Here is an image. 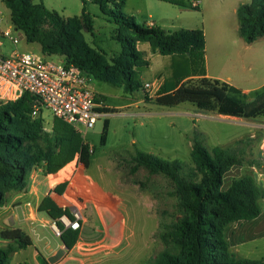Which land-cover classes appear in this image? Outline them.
Instances as JSON below:
<instances>
[{
	"label": "trees",
	"instance_id": "trees-1",
	"mask_svg": "<svg viewBox=\"0 0 264 264\" xmlns=\"http://www.w3.org/2000/svg\"><path fill=\"white\" fill-rule=\"evenodd\" d=\"M126 1L93 0L116 25L115 38L121 51L111 60L86 40L84 31L94 33V20L85 5L80 15L65 18L43 1L4 0V3L10 10L13 26L24 34L28 44H38L42 53L62 56L94 79L122 87L126 93L143 86L139 75L150 61L138 45L146 42L153 53L181 55L187 64L185 71L174 73L171 81H164L157 103L175 106L190 102L202 111L238 118L264 114V91L246 104L238 97V89L206 76V36L202 29L171 32L160 26L140 25L124 11ZM237 18L239 35L246 44L264 38V0L242 4L237 9ZM35 102L33 95L25 93L14 102L0 104V207L8 202V193L28 189L31 173L40 164L45 165L44 175L53 174L80 152L81 162L90 167V149L82 135L59 118H54L51 133L46 132L43 118L32 117ZM242 142L238 140L236 144ZM243 152L235 147L209 149L195 136L193 165L186 166L178 159L168 160L136 149L131 155V172L145 168L150 174L164 175L173 187L169 194L177 201L175 219L161 233L162 240L171 246L147 264H264V259H238L230 251L225 236L232 223L257 218L262 212L264 189L252 173L233 180L227 190L222 188L225 173L234 165H244ZM76 159L70 166L77 165ZM261 165L260 161L251 164ZM39 208L53 220L64 214L49 199H44ZM59 227L62 243L71 249L78 233ZM0 240L5 242L0 244V264H20L13 262L14 254L33 245L32 238L19 227L1 230Z\"/></svg>",
	"mask_w": 264,
	"mask_h": 264
},
{
	"label": "rangeland",
	"instance_id": "rangeland-1",
	"mask_svg": "<svg viewBox=\"0 0 264 264\" xmlns=\"http://www.w3.org/2000/svg\"><path fill=\"white\" fill-rule=\"evenodd\" d=\"M36 1H43L49 9L65 18L80 15L85 5L94 20V33L84 31L89 44L103 50L109 60L121 51L115 38L116 25L93 0H85V4L83 0ZM251 1L202 0L196 8L192 6L194 0H127L124 11L134 16L140 25L152 20L166 31L202 29L207 37L210 74L220 78L230 76L229 82L239 90L238 97L248 104L264 91V39L257 41L253 48H247L238 32L237 9ZM0 9L5 16L4 26H7L11 23L10 12L4 5H0ZM17 35L20 37L19 50L41 53L38 44H28L20 31ZM2 41L4 53L11 54L12 43L6 39ZM138 47L150 61L149 67L139 75L142 88L130 94L122 87L93 78L94 89L103 101L104 109L101 110L107 115L93 128L82 132L84 142L93 150L88 167L91 173L100 176L98 182L106 184L114 199L118 198L120 203L128 202L130 225L134 229L130 246L118 254L111 252V248L106 250L97 246L83 251L75 247L77 239L68 249L53 232V219L39 208L45 198L24 200L19 196L24 191H13L7 194L8 202L0 207V231L22 228L37 244L14 254V263L31 264L36 256L39 264H147L170 247L171 244L162 240L161 233L174 221L177 212L176 198L169 194L173 190L172 184L164 175L150 174L145 168L132 173L131 155L136 149L168 160L178 159L191 166L192 143L197 136L209 149H243L244 167L251 166L254 161L264 165V114L254 118H224L216 112L202 111L190 102L167 106L157 103L156 95L146 98V82L156 83L160 75L164 81H171L174 73L186 70L187 64L181 55L153 53L146 42ZM244 89L253 91L246 94ZM142 97L145 102L140 101ZM43 115L44 130L51 133L54 118L46 109ZM238 140L243 142L237 145ZM43 169L45 165L40 164L31 174ZM87 233L91 234L89 227L80 231V235ZM106 234V238L114 236L109 232ZM4 243L0 240V244ZM114 245L117 242L111 244Z\"/></svg>",
	"mask_w": 264,
	"mask_h": 264
},
{
	"label": "crops",
	"instance_id": "crops-1",
	"mask_svg": "<svg viewBox=\"0 0 264 264\" xmlns=\"http://www.w3.org/2000/svg\"><path fill=\"white\" fill-rule=\"evenodd\" d=\"M201 4L202 0H194L192 6L197 8ZM0 5L6 7L4 2ZM146 26L152 27L157 25L152 20H147ZM256 42L246 44V47L253 48ZM207 63L208 55L206 51V76L211 79H218L235 87L229 82L231 79L230 76L227 78H220L221 76H213L210 74ZM157 79L158 87L154 90L156 96L158 95L160 87L164 83V77L160 75ZM263 87L264 86H262V88ZM252 91L253 90L251 89H244L246 94H249ZM143 97L140 100L141 102H145ZM220 116H223L224 118L238 119V117ZM75 159L77 160V165L74 167L70 166ZM73 160L66 164L61 170L53 174L44 175L43 170L42 172L34 171L33 174H31L28 189L22 192L19 196L24 200H31L36 197L38 200L41 198L52 200L57 206L61 207L64 212H68L70 207H79L84 215L83 227L81 230L89 227L91 234L87 233L88 235H80V230L78 232L76 248L83 251L88 247L95 249V246L106 250L111 248V252L115 254L125 251L130 246V241L134 234L133 226L130 225L131 218L129 216L128 202L124 201L123 203H120L118 198H113L106 184L98 182L97 179H99L100 176H94L91 173L90 168H87L81 162L80 153H77ZM249 173L254 175L257 184L264 189V165L257 168L254 166L244 167L234 165L224 175L223 190H227L231 186L233 180ZM260 204L262 212L257 218L246 221H236L229 225L225 231L230 251L238 259H264V198L261 199ZM123 227L126 229V234L124 233ZM127 231L129 236L127 235ZM108 232L114 235L109 236L112 239L106 238V233ZM31 238L33 240V245L28 248H34L37 245L34 238ZM109 239L110 241H108ZM114 242H117V245L112 247L111 244ZM31 261V264H39V260L36 256L33 257Z\"/></svg>",
	"mask_w": 264,
	"mask_h": 264
},
{
	"label": "built area",
	"instance_id": "built-area-1",
	"mask_svg": "<svg viewBox=\"0 0 264 264\" xmlns=\"http://www.w3.org/2000/svg\"><path fill=\"white\" fill-rule=\"evenodd\" d=\"M4 0H0V4ZM5 25V16L0 9V103L14 102L25 93L36 98L32 109V117L43 118L44 110H48L53 118H59L82 135L83 130L91 129L97 121L106 117L102 111L103 101L92 84L93 76L68 63L64 57L32 51H20L17 46L20 37L12 22ZM3 39L12 43L11 54L4 53ZM158 82L144 84L145 94L155 96L154 90ZM90 154L93 150L89 148ZM80 153V152H79ZM84 215L78 207H70L68 212L52 220V230L60 236L59 225L79 232L83 227Z\"/></svg>",
	"mask_w": 264,
	"mask_h": 264
}]
</instances>
